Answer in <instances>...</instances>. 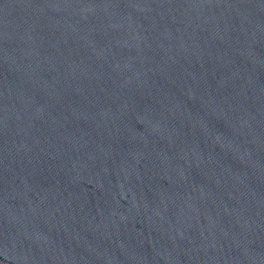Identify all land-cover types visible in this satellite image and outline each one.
Returning a JSON list of instances; mask_svg holds the SVG:
<instances>
[{
	"label": "water",
	"instance_id": "95a60500",
	"mask_svg": "<svg viewBox=\"0 0 264 264\" xmlns=\"http://www.w3.org/2000/svg\"><path fill=\"white\" fill-rule=\"evenodd\" d=\"M0 264H264V0H0Z\"/></svg>",
	"mask_w": 264,
	"mask_h": 264
}]
</instances>
